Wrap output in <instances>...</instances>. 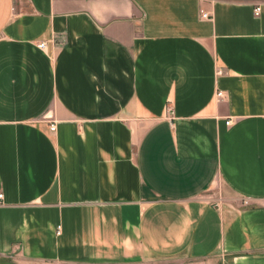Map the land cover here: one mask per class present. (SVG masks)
I'll return each instance as SVG.
<instances>
[{
  "label": "crops",
  "instance_id": "crops-1",
  "mask_svg": "<svg viewBox=\"0 0 264 264\" xmlns=\"http://www.w3.org/2000/svg\"><path fill=\"white\" fill-rule=\"evenodd\" d=\"M0 191V264H264V0H0Z\"/></svg>",
  "mask_w": 264,
  "mask_h": 264
},
{
  "label": "built area",
  "instance_id": "built-area-1",
  "mask_svg": "<svg viewBox=\"0 0 264 264\" xmlns=\"http://www.w3.org/2000/svg\"><path fill=\"white\" fill-rule=\"evenodd\" d=\"M254 11H255V16L256 17L261 15V13H262L261 6L258 5L257 7H255ZM200 13H201V18L203 20H212L213 19L212 14L207 12V11H205L204 9H200ZM38 47L41 48V49H45L47 46H46L45 42H41L38 45ZM222 73H223L222 71H219V74H222ZM217 96L220 97V98H223L224 94H223V92L219 91L217 93ZM170 113H171V116H173V112L171 111ZM231 123H232V121H228L227 122V126H230ZM56 126H57V123L56 122H52L50 124V131L51 132H55L56 131ZM4 198H5V194L2 191H0V205L3 203Z\"/></svg>",
  "mask_w": 264,
  "mask_h": 264
}]
</instances>
